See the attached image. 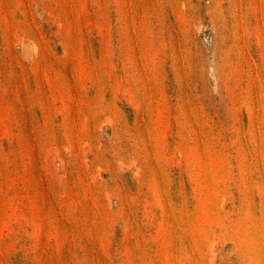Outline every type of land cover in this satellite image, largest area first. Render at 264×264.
<instances>
[{
	"label": "rangeland",
	"instance_id": "1",
	"mask_svg": "<svg viewBox=\"0 0 264 264\" xmlns=\"http://www.w3.org/2000/svg\"><path fill=\"white\" fill-rule=\"evenodd\" d=\"M0 264H264V0H0Z\"/></svg>",
	"mask_w": 264,
	"mask_h": 264
}]
</instances>
